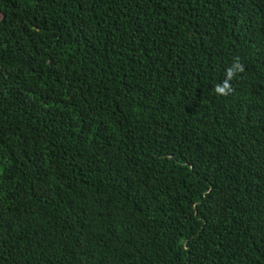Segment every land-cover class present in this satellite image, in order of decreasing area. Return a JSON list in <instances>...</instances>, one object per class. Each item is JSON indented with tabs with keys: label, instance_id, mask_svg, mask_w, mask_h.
Returning a JSON list of instances; mask_svg holds the SVG:
<instances>
[{
	"label": "trees",
	"instance_id": "obj_1",
	"mask_svg": "<svg viewBox=\"0 0 264 264\" xmlns=\"http://www.w3.org/2000/svg\"><path fill=\"white\" fill-rule=\"evenodd\" d=\"M0 264H264V0H0Z\"/></svg>",
	"mask_w": 264,
	"mask_h": 264
}]
</instances>
